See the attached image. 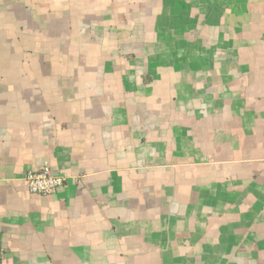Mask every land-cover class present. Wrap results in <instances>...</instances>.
I'll return each mask as SVG.
<instances>
[{"label":"crops","instance_id":"1","mask_svg":"<svg viewBox=\"0 0 264 264\" xmlns=\"http://www.w3.org/2000/svg\"><path fill=\"white\" fill-rule=\"evenodd\" d=\"M92 1L0 0L3 264H264V0Z\"/></svg>","mask_w":264,"mask_h":264},{"label":"built area","instance_id":"2","mask_svg":"<svg viewBox=\"0 0 264 264\" xmlns=\"http://www.w3.org/2000/svg\"><path fill=\"white\" fill-rule=\"evenodd\" d=\"M69 178L67 174L55 175L52 168L47 163H43L40 169L27 171L23 181L29 194L52 196L65 187ZM4 258L5 250L0 244V264H3Z\"/></svg>","mask_w":264,"mask_h":264},{"label":"rangeland","instance_id":"3","mask_svg":"<svg viewBox=\"0 0 264 264\" xmlns=\"http://www.w3.org/2000/svg\"><path fill=\"white\" fill-rule=\"evenodd\" d=\"M133 2L134 1H136V2H139L140 0H132ZM86 2L89 4V5H92L93 4V1L92 0H86ZM87 6V7H85L84 8V16H85V20H86V17H87V19H88V23H85V30H84V32L85 33H89V32H91V27H94V24L92 23V22H90L89 23V21H91V16H93V13H95V12H93V10L95 11V9H93L92 8V6ZM122 11V10H121ZM121 11H120V13H117V15H119V14H122L121 13ZM142 11V10H141ZM148 14V13H147ZM140 16V14L138 13V14H134L133 16L134 17H136V16ZM70 19V18H69ZM117 23V25L116 26H119V27H124V23H121V22H119V21H117L116 22ZM115 23V24H116ZM105 26V25H104ZM132 28H131V31L132 32H136V31H142L143 30V27H141V24L138 22V20H132ZM140 27H141V30H140ZM107 29V28H106ZM76 31V29H75V27H74V25H71L70 24V21H69V34H72V33H74ZM87 39V37H86V34L84 35V38H83V40H86ZM139 44V43H138ZM137 44V45H138ZM136 45V46H137ZM136 52H133V53H131V54H126V55H122V56H124L125 58H127L128 60H132L133 61V59L135 58V56H134V54H135Z\"/></svg>","mask_w":264,"mask_h":264}]
</instances>
